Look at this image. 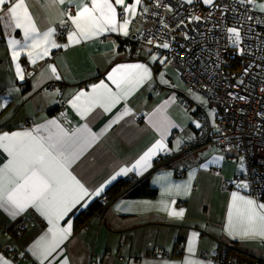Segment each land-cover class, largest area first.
Instances as JSON below:
<instances>
[{
  "label": "crops",
  "instance_id": "crops-1",
  "mask_svg": "<svg viewBox=\"0 0 264 264\" xmlns=\"http://www.w3.org/2000/svg\"><path fill=\"white\" fill-rule=\"evenodd\" d=\"M150 1L142 0L136 13ZM25 2L39 31L54 28L52 39L59 45L69 46L52 48L47 56L37 59L34 64L29 59V49L21 50L17 46L19 54L13 60L8 41L15 39L23 44V29L5 27L4 21H0V92H5L0 95V135L32 130L52 120L69 134L87 125L97 138L70 171L90 193L104 186L99 196L85 197L60 220V227L71 223V232L45 264H62L65 259L68 264H185L188 259L200 264H215L214 253L221 243L234 244L264 260V238H241L229 235L227 230L232 192L238 191L261 203H264V198L253 197L249 188L237 187L248 181L242 176L244 159L235 149L223 151L215 145L191 146L196 137L195 113L198 108L206 107L205 97L186 85L166 54L156 53L148 45L135 46L129 39L138 35L145 23L135 25L133 17L128 14L124 17L131 18L127 35L122 30L104 32L70 43L68 35L60 37L56 30H75L68 16L69 13L76 15L75 5L81 0H74L72 4L68 0L63 4L56 0ZM83 2L88 3L89 0ZM133 2L125 0V5ZM255 3H264V0H255ZM69 5L73 7L71 12L68 11ZM252 6L258 10L255 4ZM116 7L120 23L123 18L119 16V10L123 6ZM153 55L163 59L164 63L159 59L153 62ZM17 64L22 69L23 79L18 75ZM130 64H146L151 69V80L120 98L107 111L97 103L82 116L80 111L88 108L86 97L77 101L80 111L72 106L71 101L78 93L92 94V85L101 82L112 93L119 94L120 89L108 76L119 65ZM50 66L56 68L55 74ZM126 71L122 69L115 78ZM184 96L190 99V107L182 104ZM121 115L122 118L117 119ZM29 118L35 120L34 125L26 123ZM161 121L170 125L164 135L167 150L153 156L146 169L136 168L111 180L121 168H132L161 139V131L158 130ZM41 134L47 133L42 130ZM177 141H180L179 145ZM221 156L224 159L218 160ZM8 159L7 153L0 148V167ZM134 179L136 182L142 179V184L146 183L148 190H155L156 194L148 192L141 196H128L127 187ZM225 179L231 181L230 187L225 186ZM118 182L123 186L117 195H111ZM177 186H180L179 193ZM185 186L188 188L186 193ZM103 194H109L112 203L101 218L90 213L85 222L83 214L95 209ZM163 204H169L177 211L183 209L184 216H170L162 210ZM20 221H24L26 226L17 232L15 225ZM50 227L34 208L30 207L15 217L0 208V256L11 264H27L28 258L40 264L30 249ZM193 232L198 236L194 253L190 254L187 248ZM3 246L8 248L7 252L2 251Z\"/></svg>",
  "mask_w": 264,
  "mask_h": 264
},
{
  "label": "snow or ice",
  "instance_id": "snow-or-ice-1",
  "mask_svg": "<svg viewBox=\"0 0 264 264\" xmlns=\"http://www.w3.org/2000/svg\"><path fill=\"white\" fill-rule=\"evenodd\" d=\"M56 2L63 4L65 0H56ZM68 2L72 4L74 0H68ZM141 2L142 0H134L132 4L125 5V0H89L88 3L81 0V3L75 5L76 15L72 16L69 13L68 16L75 26V30L68 33L69 42L78 43L81 39H90L104 32L122 30L123 34L127 35L131 18H123L122 22L118 23L116 6H123L122 12L119 14L121 17H127V14L134 17L137 6ZM202 2L210 6L215 4V0H202ZM237 2L244 5L245 8L255 4V7L264 13V3L257 4L255 0H237ZM187 3H193V0H187ZM143 11L147 12L148 9L144 8ZM0 14H2L0 15V21H4L5 27L23 29V44L15 39L8 41L12 48L13 60H16L19 54L17 46H20L21 50L29 49L28 56L33 64L37 59H43L47 56L52 48L69 46L59 45L52 39L55 33L54 28H49L44 32L39 31L25 0H0ZM192 19L199 21L201 18L194 16ZM248 19L251 20L253 17L249 16ZM226 32L230 34L228 39L231 43L239 47L242 43L240 28H227ZM158 47L167 49L170 45L163 43ZM240 51L243 53L242 48ZM158 59L157 56H152L153 62ZM159 62L164 63V60L159 59ZM50 67L55 74L56 68L54 66ZM122 69L128 71L124 72L119 78H115V74ZM17 72L20 78L23 79L19 64H17ZM57 78H59L58 75ZM151 78V69L146 64L119 65L108 76V79L120 89L119 94L112 93L108 86L101 82L98 85H92V94L82 91L74 97L71 103L74 108L80 111L77 101L81 97L87 98L88 108L86 111H80L82 116H85L87 111H91V108L97 103H101V106L107 111L120 98L126 97ZM164 83H167V81H164ZM240 99H244V97H240ZM122 115L117 119L122 118ZM169 126V122L161 121L158 126V130L161 131V139L153 144L132 168H121L119 172L112 176L111 180H115L116 176L127 174L133 169H146L149 167L153 156L158 152L167 150L164 135L167 133ZM196 126L200 127L199 123ZM42 130L47 134L42 135ZM96 138V134L91 133L87 125L69 134L55 120L48 121L46 125H39L32 130L0 135V148L9 157L7 163L0 167V208L15 217L31 207L39 212L51 225L48 232L41 236L30 249L32 254L38 258L40 264H45V261L56 252L71 232V223H68L66 227H60V220L85 197L89 195L99 196L104 190V186L101 185L90 193L89 189L70 171L71 166ZM179 143L180 141H177V145ZM223 159L222 156L218 157V160ZM203 167L206 168L207 165H203ZM241 167H243V164H241ZM111 180L108 183H111ZM237 187L248 189L249 184L241 182ZM179 189L180 186H177L178 193ZM184 191L185 193L188 191L187 186L184 187ZM172 203H175V201ZM162 210L167 211L173 217L182 218L184 216L183 209L177 211L169 204H163ZM227 230L229 235H239L241 238H264V203L258 202L250 196L241 195L238 191L232 192L231 206L227 215ZM197 236L198 233H192V241L187 248L190 254L194 253ZM0 264H11V262L0 256ZM62 264H68L67 259ZM185 264H200V262L188 259Z\"/></svg>",
  "mask_w": 264,
  "mask_h": 264
},
{
  "label": "built area",
  "instance_id": "built-area-1",
  "mask_svg": "<svg viewBox=\"0 0 264 264\" xmlns=\"http://www.w3.org/2000/svg\"><path fill=\"white\" fill-rule=\"evenodd\" d=\"M144 8L148 11L144 12ZM72 10L69 5L68 11ZM121 12L122 8L119 14ZM194 16L201 19L196 21L192 19ZM249 16L253 19L249 20ZM132 21L135 25H145L138 35L129 39L138 47L148 45L152 51L166 54L187 86L202 93L210 107L216 109V123L204 109H197L195 118L200 127H197V136L191 146L215 145L223 151L235 149L244 159L242 176L249 183L250 194L262 199L264 13L252 5L245 8L237 0H216L211 6L203 5L201 0H193L191 4L183 0H151L139 8ZM231 27L240 28L242 43L239 47L228 39L230 34L226 29ZM68 33L67 28L56 30L60 37ZM163 43L170 47H158ZM181 102L186 107L191 105L187 96L182 97ZM29 120L33 125L34 120ZM135 182L136 179L132 180L129 187ZM224 184L232 185L229 179H225ZM110 203V195L103 194L101 206L94 214L101 218ZM25 226L26 223L20 221L15 225V231L19 232ZM2 251L7 252L8 248L3 246ZM13 258L16 260L17 256ZM26 263L37 264L30 258Z\"/></svg>",
  "mask_w": 264,
  "mask_h": 264
},
{
  "label": "trees",
  "instance_id": "trees-1",
  "mask_svg": "<svg viewBox=\"0 0 264 264\" xmlns=\"http://www.w3.org/2000/svg\"><path fill=\"white\" fill-rule=\"evenodd\" d=\"M197 132H198V129L196 128V136H197ZM146 185L147 184L144 182L142 184V179L134 183V185H132L131 187H129L128 185L127 195L128 196H141V195L147 194L148 192L151 195H155L156 191L155 190L149 191ZM121 186H123V184L118 182V184L115 185L114 187L115 189L112 191L113 194L111 195H117L119 193ZM263 198H264V195H263ZM100 206L101 205L99 202L98 204L96 203L95 209H93L89 213L88 212L84 213L82 216V219L86 222L88 215L90 213L91 215L94 214L97 211L96 209H98ZM214 258H215V264H262V263L264 264L263 259L258 258L254 255H251L249 253H246L242 251L240 248H238L237 246H235L234 244H228V243H221L219 245L217 251L214 253Z\"/></svg>",
  "mask_w": 264,
  "mask_h": 264
},
{
  "label": "rangeland",
  "instance_id": "rangeland-1",
  "mask_svg": "<svg viewBox=\"0 0 264 264\" xmlns=\"http://www.w3.org/2000/svg\"><path fill=\"white\" fill-rule=\"evenodd\" d=\"M187 85V84H186ZM186 85H182L181 84V86L183 87V88H186ZM195 91V90H194ZM198 92V91H197ZM200 93V92H199ZM5 94V92H4V90L2 91V92H0V95H4ZM202 95V94H201ZM205 99V98H204ZM205 105H206V107H207V109H206V107H200V108H202V109H204L207 113H208V115H209V117H210V119H211V121L213 122V123H216V116H215V112H216V109L215 108H211L210 107V105L208 104V102H207V100L205 99ZM29 119H32V118H29ZM27 120L26 121V123H28V125H31V122H30V120ZM34 120V119H33ZM34 124H35V120H34ZM33 124V125H34ZM243 169H244V167H243Z\"/></svg>",
  "mask_w": 264,
  "mask_h": 264
}]
</instances>
